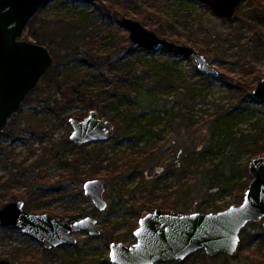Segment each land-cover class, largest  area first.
Instances as JSON below:
<instances>
[{
  "label": "rangeland",
  "instance_id": "obj_1",
  "mask_svg": "<svg viewBox=\"0 0 264 264\" xmlns=\"http://www.w3.org/2000/svg\"><path fill=\"white\" fill-rule=\"evenodd\" d=\"M111 3H117V5L121 6L123 9L121 11H124V14L119 15L113 11L114 14L106 15L99 10V4L109 5ZM201 3L203 2L198 0H99L96 3L84 0H54L39 10L27 25L26 34L22 35L27 40L26 36L29 31L41 30L40 33L42 35L51 36L58 33L57 31L61 24L68 21L65 13L76 14L74 16L77 18H79V15H85L87 17L85 22L87 26L78 30L79 35L81 37L84 36L87 42L96 40L101 45L102 50L109 51L113 46L111 43L112 37L116 40L121 36H125L126 33L129 34L122 22V19L127 16L131 19L133 18V20L136 18L137 21L143 18L144 21H149L150 23H156L158 20L171 21L174 23L173 32L182 31L190 37V40L203 46L200 51L196 47L194 48L206 56L207 60L219 71L220 76L219 78L209 76L212 79L210 83H201L200 78L194 72V68L198 69L197 64L183 57L177 59L176 66L186 75L190 83L198 84L199 89L203 90V96H205L207 101H199L195 105L190 114L187 115L186 123L182 129L179 130L178 127L182 120L179 115L181 105L173 104L177 93L181 90H174L170 95H160L159 97H148L144 92L142 94L143 98L138 101V107L148 108L147 117H150L153 111L155 113L159 111L162 117V122L158 123L157 126L147 127V130H153V135H147L145 139L156 140V134L161 132L164 124L168 122V117L173 119L160 140V144L167 150L165 154L167 163L171 164L174 160H177L180 164V171H184L185 166H189L190 170H185L183 177L185 181L189 180L191 183L190 197L188 198L190 204L185 206L183 203L177 208V211L186 210L187 213L198 211H206L208 213L239 203V192L236 188L239 183L238 180H234L229 187L218 190H208L204 186L202 178L207 170L205 167L211 164L216 165L221 159L220 153L217 155L207 154L205 159L199 158L197 154L190 156V158H185L183 153L181 155L182 158L177 159V151L179 148L184 149L187 143L190 144L189 142H191V138H194V135L205 136L206 133L211 132L212 122L208 121V119H210V114L215 111L217 105L229 106L237 100L239 92L231 90L222 80L225 79L235 86L238 83L236 80L239 78L252 80L258 78L255 89L261 79L264 78V16L260 15L262 20H254L248 16L247 12L252 9L250 0L242 1L238 5L239 7L232 19L226 18L229 21L224 20V17H219L212 7H209V10L203 7ZM144 27L151 30L149 25ZM86 41L83 40L82 42ZM179 43L186 45L183 41ZM42 45L46 46L45 44ZM82 45V48L87 47L85 43ZM186 46L191 45L187 44ZM50 49L52 56L57 54L55 48L51 47ZM119 51L123 55L126 54V50L122 47H119ZM203 51L210 54L206 55ZM70 53L68 55L64 54L63 56L65 57L62 56L59 61L54 60L51 69L57 66L61 67L68 61L82 64V56L79 51L73 52L71 55ZM166 54L168 53L160 50L157 52L156 58L167 60L169 58ZM150 57L146 53H138L132 59L136 62L140 61V63H137L140 66L145 59ZM82 67L83 69L87 68V65L84 64ZM41 83L42 80L37 87ZM35 89L32 90L34 92L32 98L36 100V103L31 104L23 101L20 109L9 120L8 127L0 133V208L7 202L15 200L26 201L24 196L29 195L31 192L30 188L26 187L28 180L26 176L28 174L25 177L23 176V178L20 175L22 172L26 173V169L29 168L27 166L39 160L38 171L40 174L39 172H32L31 174L41 176L40 184L43 183L42 185L48 190L41 196L37 194L38 197H42L35 202L37 205H41L37 212L50 214L53 218L70 222L80 220V218L86 217L87 213L91 214L96 209L98 213H95L94 217L98 219V227H100L101 234L96 236L92 245L90 243L86 244L88 234H76L75 236L78 238L76 246H71L70 249L64 247L52 249L49 253L40 243L38 244L31 238L26 237L19 229L17 231L0 230V259L8 258L10 260L9 251L15 248V250L18 249L21 252L22 261L28 264L31 259L37 260L38 264H75L73 262L79 259L80 250H88L93 246V248H96L97 256L104 262L103 264H111V262H105L106 257L109 256L110 244L119 242L118 239L127 245L135 243L136 239L132 233L135 230L134 227H137L140 217H144L148 212L146 210L140 212L141 215L137 218L126 214V207L134 205L140 208L142 205L140 200L142 198L135 202L129 200L128 195L121 198L116 194L114 184L109 183L104 177H100L98 180L105 184L104 197L108 207L99 211L92 200L85 195L84 185L89 181L88 179L84 178L79 182L70 180L68 183L64 181V175L71 170L68 162L79 155V149L69 145L65 147L63 144L64 147L63 145L59 147V156L56 157L49 151H54L57 145L63 142L66 143L67 138L70 140L72 126L69 118L78 119L79 115H84L81 117L84 119L91 111L86 110L85 112L82 108L83 106L76 103L68 109L67 113L54 116L52 120L45 122L41 130L37 128V131L33 130L31 132L30 130L32 129L29 128V123L26 122L27 116L33 113L35 108L38 111H42L45 108L43 103L39 105V102H37V100L42 101L43 99L40 95L37 96ZM41 90H43V86ZM253 90H251L252 95L254 93ZM53 94L54 90L47 89L44 97L53 99ZM214 102L216 105H214ZM36 104L37 106H35ZM119 108L122 110L124 106L121 105ZM98 113L100 117L109 119L107 118L108 114L116 115L117 110L105 111V114L100 111ZM12 121L22 123L18 128L20 131L19 136L10 134V128L13 126L11 124ZM227 124L230 127L232 126L235 137L241 136L242 133L255 134V130L261 131L264 136V109L257 105V107L250 108L242 120L228 121ZM113 134L114 131L110 132L108 139L101 141L102 143L99 144V149L102 150L104 156L121 163L131 152H136L137 155H140L141 150H139V147L134 146L131 140H125L115 145ZM97 143H90L86 149L93 148ZM251 158L250 154L243 153L238 158V162L249 164ZM202 161L204 166H202ZM14 172H16V177H12ZM175 179L176 177L173 176L167 181L161 182L157 192L164 194L165 187L172 182L175 184ZM138 181L139 178L132 180L127 189H132L138 184ZM176 188L177 186L173 190ZM31 193V196L35 198L36 192ZM26 198L30 197L26 196ZM33 200L31 198L34 203ZM112 207H114L113 210H111ZM263 221L260 223L262 224ZM113 223L117 224L119 229L112 226ZM133 228L134 230H132ZM234 255L229 256V258L225 256L218 257L214 263L200 253L190 259L188 264H264V245L261 246L260 243L255 242L252 247L244 248L235 257H233ZM40 259L42 260L40 261ZM13 262L23 263L21 260H13Z\"/></svg>",
  "mask_w": 264,
  "mask_h": 264
},
{
  "label": "trees",
  "instance_id": "obj_2",
  "mask_svg": "<svg viewBox=\"0 0 264 264\" xmlns=\"http://www.w3.org/2000/svg\"><path fill=\"white\" fill-rule=\"evenodd\" d=\"M250 3L252 9L247 12L248 16L252 17L254 20L261 19L260 15L264 16V0H250ZM201 4L203 7L210 10L211 7L209 8V6L204 3ZM99 10L106 15L114 14L113 11L117 12L119 15L124 14V11H121L123 10L122 7L117 5V3H111L109 5L99 4ZM65 14L68 21L61 24V27L57 31L58 33L46 36L40 33L41 30L29 31L26 36L27 40H31L38 44H45L49 49L51 47H53V49L55 48L57 51V54L53 55L55 61H59L64 54L68 55L70 52L71 55L73 52L79 51L82 56V64L68 61L61 67L57 66L50 69L42 76L41 85L43 86V90H41L42 86L40 85L35 89V92H37V96L40 95L43 99L42 101L37 100V102H39V105L43 103L45 108H43L42 111H38L37 108H35L33 113L27 116L26 122L29 123V128L32 129L30 131H37V128L41 130L45 122L52 120L54 116L67 113L69 111L68 109L76 103L81 104L85 112L86 110H96L105 114V111L111 112L115 109L117 110L116 115H106L114 124L113 140L115 141V145L125 140H131L134 146L139 147V150H141L140 155H137L136 152H131L123 162L120 163L117 160H111L107 158V156H104L102 150L99 149V144L102 143L101 141H98L97 145L93 148L86 149L90 143L76 145L67 138L66 143L63 142L57 145L54 151H49L56 157L59 156V147H62L63 144L65 147L69 145L79 149V155L68 162L71 170L68 171V174L64 175V181L67 183L70 180L79 182L84 178L89 180L104 177L109 183L114 184L116 194H118L119 197L122 198L128 195L129 200L134 202L142 198V200H140L142 204L140 208L134 205H132V207H126V214L137 218L140 217V212H144V210L148 213L154 211L156 208L165 207L177 210L183 203L185 206L190 204L188 198L190 197L191 183L189 180L185 181L183 177L185 170H188L189 166H185V170L180 171V164L177 160H174L171 164L167 163L165 159L167 150L160 144V140L173 119L168 117V122L164 124L161 132L156 134V140L145 139L147 135H153V130H147V127L157 126L158 123L162 122V117L159 111L156 113L153 111L151 116L147 117L148 108L138 107V101H141L144 92L148 97H159L160 95H170L174 90H181L177 93L176 100L173 101V104L176 103L181 105L179 115L182 120L178 125L180 130L186 123L187 115L190 114L195 105L199 101L207 102L205 96H203V90L199 89L198 84L190 83L186 75L176 66L178 57L166 54L169 58L167 60L156 58L157 52L149 49L147 50L140 45L136 46L131 43L129 34L127 33L125 36H121L116 40L112 37L111 43L113 46L109 51H104L96 40L87 42L84 36L81 37V35H79L78 30L87 26L85 24L87 20L85 15H79V18H77L74 16L76 14ZM224 20L229 21L226 18H224ZM140 22L143 26L149 25L151 30L162 38L177 43L183 41L184 44L196 47L199 51L203 48L202 45L190 40V37L182 31L173 32L172 28L174 27V23L171 21L158 20L156 23H150L149 21H144L142 18ZM25 34L26 30L23 35ZM83 40L86 42H82ZM83 43L87 44V47L82 48ZM119 47L124 48L126 54H121ZM203 52H205L206 55L210 54L206 51ZM138 53H146V55L151 57L145 59V61L138 66L137 63H140V61L136 62L132 59L133 56ZM84 64L87 65V68L83 69L82 66H84ZM194 70L196 75L200 78L201 83L207 84L212 81L205 73L199 72L196 68H194ZM236 81H238V83L233 86V84L227 80H222L231 90L239 92L235 103L229 106L217 105L215 111L210 114V119H208V121L212 122L211 132L206 133L205 136L194 135V138L190 137V144H185L186 146H184V149L179 148L177 151V159L182 158L181 155L183 153L185 158H190V156L197 154L198 157L202 159H205L207 154L211 153L217 155L220 153L221 159L216 165L211 164L205 167L207 170L202 178L204 186L208 190H218L220 188L229 187L234 180H238L239 183L236 185V188L239 192L238 204H240V202L243 201V195L248 189L253 177H251L249 173L248 164L239 163L238 158L243 153L250 154L252 157L263 154L264 136L261 131L258 132L255 130V134L242 133L241 136L235 137L232 126L230 127L227 122L242 120L247 114V111L250 108L257 107V105L264 109V103L262 101H256L251 93L258 78L253 80L239 78ZM47 89L54 90L53 99L44 97ZM33 93L32 91V93L26 97V102L31 104L34 102L36 103V100L32 98ZM121 105L124 106L122 110L119 108ZM214 105H216L215 102ZM35 106H37V104ZM82 116L84 115H79L78 119L82 120ZM70 119L71 118H69V120ZM11 124L13 126L10 128V134L19 136L20 131L18 128L22 123H15L12 121ZM201 163L202 166H204V162L202 161ZM27 167L29 168L26 169V173L22 172L20 177L23 178V176L25 177V175L28 174L26 176L28 179L26 187L30 188L31 192H36V195L35 198H33L30 192L29 195H26L30 198L24 196L26 200L24 201L26 202L25 209L30 212H37L41 208V205H37L35 202H37V199L42 198L38 197L37 194L41 196L48 189H45V186L42 185L43 183L40 184L41 176H34L31 174L32 172H39V160H36ZM173 176L176 177V183H170L169 186L167 185L165 187V193L159 194L157 190L160 183L167 181ZM12 177H16V172L12 174ZM137 178H139L138 184L132 189H127L131 181ZM175 186H177V188L173 190ZM232 187H234V185H232ZM31 198L32 200L34 199V203L31 201ZM113 209L114 207H112L111 210ZM224 209L226 208L216 209L210 212H219ZM181 212L187 213L186 210ZM202 212L207 213L206 211ZM95 213H98L96 209H94L91 214L87 213L86 217L94 216ZM112 226L116 229L118 228L115 223H113ZM134 228L132 230H134ZM0 230L17 231L9 227H0ZM241 231L240 245L237 253L233 257L244 248L252 247L255 242H258V244L260 243L261 246L264 245L263 222L262 224L260 222L249 223ZM87 238L88 241H86V244L90 243L92 245L96 236L91 237L87 235ZM118 241L120 242L121 240L118 239ZM60 247L67 249L71 248L69 245H60ZM95 249L96 248L92 246L88 250H80V260L77 259L73 263L103 264L104 262L97 256ZM50 251L48 250L49 253ZM200 253L214 263L218 257L225 256L229 258V256L223 252L208 256L203 249H200L185 260H168L167 262L158 264H188L190 259ZM20 254L21 252L18 249L15 250V248H13L9 251L8 256H10L12 261L21 260V262H23L22 264H28L22 261L23 258L20 257ZM41 260L42 259H40V261ZM105 262L110 263V258L106 257ZM29 264H38V261L31 259Z\"/></svg>",
  "mask_w": 264,
  "mask_h": 264
},
{
  "label": "water",
  "instance_id": "obj_3",
  "mask_svg": "<svg viewBox=\"0 0 264 264\" xmlns=\"http://www.w3.org/2000/svg\"><path fill=\"white\" fill-rule=\"evenodd\" d=\"M54 0H0V133L8 127L9 120L32 93L42 76L48 72L55 58L48 47L22 37L29 22L39 10ZM96 3L99 0H84ZM212 7L219 17L232 19L238 5L244 0H198ZM131 43L154 52L164 50L178 58L197 64L199 72L214 78L220 73L206 56L192 46L178 44L146 29L140 21L129 17L122 19ZM253 98L264 103V78L253 90ZM70 140L76 145L105 141L114 131L110 119L93 110L83 120L70 119ZM253 177L240 204L219 212L182 213L174 209L156 208L137 222L133 232L135 243L110 244L111 264H158L168 260H185L200 249L208 256L226 253L232 256L240 245L241 230L249 223L264 220V153L249 161ZM85 195L96 208L105 210V184L89 179L84 185ZM0 227L19 229L26 236L52 250L60 245L76 246V234L89 236L101 234L98 219L93 216L66 222L46 213H33L25 209V202L15 200L0 208ZM264 228V221H263ZM0 264H19L0 259Z\"/></svg>",
  "mask_w": 264,
  "mask_h": 264
},
{
  "label": "bare ground",
  "instance_id": "obj_4",
  "mask_svg": "<svg viewBox=\"0 0 264 264\" xmlns=\"http://www.w3.org/2000/svg\"><path fill=\"white\" fill-rule=\"evenodd\" d=\"M25 101V100H24Z\"/></svg>",
  "mask_w": 264,
  "mask_h": 264
},
{
  "label": "flooded vegetation",
  "instance_id": "obj_5",
  "mask_svg": "<svg viewBox=\"0 0 264 264\" xmlns=\"http://www.w3.org/2000/svg\"><path fill=\"white\" fill-rule=\"evenodd\" d=\"M50 251V250H49Z\"/></svg>",
  "mask_w": 264,
  "mask_h": 264
}]
</instances>
